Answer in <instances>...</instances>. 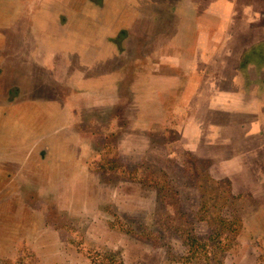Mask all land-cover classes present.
Returning a JSON list of instances; mask_svg holds the SVG:
<instances>
[{
	"label": "rangeland",
	"instance_id": "rangeland-1",
	"mask_svg": "<svg viewBox=\"0 0 264 264\" xmlns=\"http://www.w3.org/2000/svg\"><path fill=\"white\" fill-rule=\"evenodd\" d=\"M23 2L0 0V161L25 166L10 192L0 168V200L13 197L0 204V264H264V94L211 116L201 142L225 170L200 153L201 116L188 82L176 89L178 70L164 65L160 88L128 61L116 90L73 97L66 150L41 145L34 169L26 157L64 120L72 85L110 89L125 65L109 40L117 27L158 31L163 51L191 62L198 34L178 20L182 0H29L28 16ZM253 56L259 68L264 52ZM240 170L261 194L237 190Z\"/></svg>",
	"mask_w": 264,
	"mask_h": 264
},
{
	"label": "crops",
	"instance_id": "crops-1",
	"mask_svg": "<svg viewBox=\"0 0 264 264\" xmlns=\"http://www.w3.org/2000/svg\"><path fill=\"white\" fill-rule=\"evenodd\" d=\"M86 1L102 6L105 0ZM23 4L22 15L28 16V11L34 4L29 3V0H24ZM181 5L183 15L178 17L179 22L181 18H191L193 31L198 34L193 45L191 62L180 64L177 56L167 50L163 51L161 48L163 34L158 31L140 33V30H135L132 25L117 27L109 40L125 63L122 68L119 67L121 73H117L114 77L110 76L112 79L108 87L110 89L107 91L100 92L95 89L90 91L72 85L68 94H63L65 100L60 97V100H64L69 106L62 113L64 120L49 132L46 128L41 129L39 138L30 143L26 151V157L33 158L30 167L35 168V160L41 161L39 155L36 154L40 152L41 145H63L66 150L65 145L70 144L65 133L68 123H70V113L73 111L72 105L75 100L73 97L104 96L106 93L116 90L118 78L123 73V68L126 67L128 61L138 60L140 70L141 63H144V73H146L144 77L150 86L159 85L160 88H164L168 84V76L163 70L164 65L178 70L177 72L180 74H177L176 89L182 90L188 82V87L192 88L190 110L201 116L198 128L202 130L203 134L199 136L198 144L204 152L200 153L206 159L218 161L223 167L222 169H230L229 163H226L228 162L226 157L218 156L217 154L220 155V153H214L210 146L207 150L201 141L212 135V133L208 134L213 125L210 123V119L215 116L219 105L232 103L241 107H253L255 103L260 104L261 102L260 96L264 94L262 93L264 92V58L259 68H256L257 64L252 60L253 55L258 53V49L264 52V0H182ZM62 25L65 26L66 23L62 22ZM173 44L178 47L177 41ZM180 58L183 60V57ZM154 65L157 68H154ZM158 68L160 71L156 72L155 70ZM52 75L54 80H59L57 78L60 75L59 67L53 70ZM77 75L81 74L77 73ZM189 80L192 81V85L189 84ZM222 80H227L230 86L220 84ZM14 88H16L15 93H19L21 90V87L15 83H9L6 91L14 93ZM252 102L253 105H251ZM3 160V163L0 161V168H3L4 175H6L5 186L9 188L10 192L12 178L17 176V171L23 172L25 166L21 160H12L7 156H4ZM234 178L240 182V186L237 188L240 192L261 194L256 191L257 187L253 181L244 180L241 170L237 176L234 175ZM8 193L3 200H0V204L8 202V198L13 200L11 194Z\"/></svg>",
	"mask_w": 264,
	"mask_h": 264
}]
</instances>
